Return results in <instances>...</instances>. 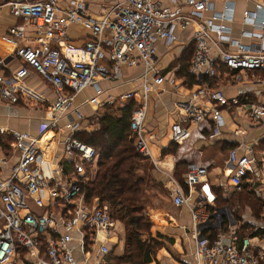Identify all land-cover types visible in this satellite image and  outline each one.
I'll return each instance as SVG.
<instances>
[{
	"label": "built area",
	"instance_id": "1",
	"mask_svg": "<svg viewBox=\"0 0 264 264\" xmlns=\"http://www.w3.org/2000/svg\"><path fill=\"white\" fill-rule=\"evenodd\" d=\"M0 1L21 20L0 38L11 49L0 57V68L6 71L0 74V104H16V87L31 73L54 92L53 118L37 135L0 128V136L11 139V146L1 152L18 153L16 163L0 177V264L12 263L20 252L28 264H110V238L116 221L107 206L96 200L87 202L82 191L90 181L86 168L97 157L93 148L76 137L83 120L74 104L76 96L92 89L84 103L94 112L117 104L126 107L120 111L135 136L140 159L149 156L143 136L148 96L165 88L177 96L175 107L183 121L199 124L211 120L206 138L215 140L225 127L222 108L242 105L236 99L228 103L217 85L204 80L218 76L217 66L225 69L233 83L241 82L244 73L253 79V72L264 70V0H243L240 30L234 27L236 0ZM93 6L108 12L107 16H92ZM70 26L87 32L90 39L74 45L68 37ZM191 26L193 30L182 44L190 54L189 76L196 83L187 88L175 76L178 68L164 72L159 62L160 49L162 55L172 51L180 43L178 31ZM28 28L33 30L31 38L26 36ZM10 60L19 63L12 71L7 64ZM123 68L138 70L130 79L134 87L112 97L100 84L121 81ZM248 107L246 114L252 122L264 118L262 106ZM60 120L65 124L58 133L63 129L65 136L58 145L62 155L75 162L66 174L60 163L54 164L56 153L46 147V137ZM183 124L175 122L170 128L171 140L177 145L190 138ZM256 161L251 152L229 151L227 162L232 169L228 177L236 191L248 182ZM261 161L264 164V154ZM5 162L0 155V165ZM44 163L53 167L49 177L41 168ZM206 174V169L188 164V194L178 187L171 191L173 204L186 207L191 215L195 264H264V248L239 236L227 208L210 211L201 203H192L190 193L206 182ZM27 201L36 211L28 208Z\"/></svg>",
	"mask_w": 264,
	"mask_h": 264
},
{
	"label": "crops",
	"instance_id": "2",
	"mask_svg": "<svg viewBox=\"0 0 264 264\" xmlns=\"http://www.w3.org/2000/svg\"><path fill=\"white\" fill-rule=\"evenodd\" d=\"M244 5L243 0H236L235 30L241 28V13ZM98 9L97 6H93L91 7L92 12L89 13L96 18L107 16L108 12H100ZM217 9H219V5H217ZM20 23V19H16L10 14L4 1H0V38L7 33L9 28ZM192 30L193 27L191 26L185 32L178 31L180 43L172 51L162 55L160 49L159 66L165 69L164 72L178 68L175 74L176 77L178 76L180 70L178 63H172L178 62L184 53L188 54L185 45L182 43L188 38ZM26 36L28 38L34 36L31 28L26 30ZM68 37L69 41L76 46H81L90 39L87 32L74 26L69 27ZM10 51L11 49L0 41V57H6ZM7 64L11 65L9 69L12 71L19 63L10 60ZM3 72L6 71L0 68V74ZM218 72L220 71L218 70ZM138 73L136 69L123 68L121 81L103 82L100 84L101 89L112 97H117L129 89H133L134 84L130 82V79L133 80ZM252 74L253 79L249 77L251 74L244 73L241 82L233 83L230 82L229 77L220 72V78L217 79L216 85L222 90L228 103L236 99L242 107L232 105L229 108H222L225 127L222 128L220 137L212 141L206 138L211 130V120L199 124L183 121V116L175 107V103L179 100L173 92H169L165 88L163 92L148 96L143 136L147 143L149 156L146 159H140L138 156L133 160L128 167V175L133 182L142 184L141 217L149 224V229L141 234V239L148 242L156 241L160 245L150 264H195V240L191 234L193 225L190 212L184 206L176 207L171 197V191L174 187H178L185 195L188 194L186 185L188 164H195L207 170L206 182L196 186L190 193L193 204L201 203L210 211L227 208L229 212H232L230 207L233 209L235 207L232 205L233 202L229 203L232 195L243 193L252 195L264 205V201L260 198V193L264 189V164L261 161L264 154V118L254 123L246 114L249 104L264 108V70L255 71ZM177 79L181 80L179 77ZM16 93L19 99L16 104L8 106L0 104V128L28 132L35 136L40 132L42 126L48 125L53 118L50 105L54 101V92L38 75L31 73L16 87ZM92 94L93 90L87 89L75 98L74 104L79 106L83 115L80 130L76 137L98 131L100 128L99 121L108 111L112 113L113 117L118 116L125 121L120 110H125L126 107H123L122 104H117L112 108L100 107L97 112H94L90 106L84 103L85 99ZM187 94L188 92L184 91V95ZM104 98L101 96L100 100H104ZM179 121L183 122V125L189 129L190 138L177 145L171 140L170 128L173 123ZM64 124L65 121L60 120L57 127L52 129L46 137V147L48 150H52L54 154L56 153L57 160L54 161V164L60 163L64 174H66L72 169L75 162L63 156L58 145L65 136L63 129L58 133ZM9 146H11V139L8 136H0V155L6 160L5 165H0V177L16 163L18 158V153L6 155L1 152ZM233 149L239 155L251 152L257 160L252 173L249 175L248 182L244 183L240 191L233 188L228 177L232 169L227 162L228 153ZM96 164L97 158L94 163L86 168L88 180L92 179L91 174L94 175ZM41 168L48 177L53 170L52 166L48 167V164L45 163L41 165ZM246 209L250 211L246 212ZM238 212L237 215L233 210L231 216L239 232L242 226L246 224L248 226V229L242 232L241 236L248 237L254 247L264 248V233L261 232L264 230V211L259 210L257 212L251 205L245 204L242 207L238 206ZM119 225L121 224L116 221V227L112 234L115 235ZM123 231L126 247L125 228ZM100 237L103 239L101 234ZM110 240L112 242V257L110 254L109 262L111 258H119L115 256V251L120 244L119 232H117V237H112ZM224 242L227 243L228 239H225ZM20 255L10 264H28L26 256H23L21 252Z\"/></svg>",
	"mask_w": 264,
	"mask_h": 264
},
{
	"label": "trees",
	"instance_id": "3",
	"mask_svg": "<svg viewBox=\"0 0 264 264\" xmlns=\"http://www.w3.org/2000/svg\"><path fill=\"white\" fill-rule=\"evenodd\" d=\"M189 58L190 54L184 53L177 62L180 68L177 77L187 88L196 83L188 73ZM218 70L225 74L224 68L217 66ZM220 72L211 79L205 78L204 82L215 86ZM99 122L98 131L77 137L93 148L97 157L96 171L82 191L87 202L96 200L99 205L107 206L109 215L124 225L125 251L121 257L112 259L113 264H150L160 245L156 241L141 239V234L149 229V224L141 217L142 184L133 182L128 175L130 163L138 157L134 149L135 136L131 135L129 124L118 116L113 117L110 111ZM232 202H237L239 207L249 204L257 212L264 211V205L252 195L234 193L229 203ZM247 229V224L242 226L239 236Z\"/></svg>",
	"mask_w": 264,
	"mask_h": 264
},
{
	"label": "rangeland",
	"instance_id": "4",
	"mask_svg": "<svg viewBox=\"0 0 264 264\" xmlns=\"http://www.w3.org/2000/svg\"><path fill=\"white\" fill-rule=\"evenodd\" d=\"M175 63H177V62L174 61L172 64H175ZM91 177H93L92 174H91ZM260 198H261L262 201H264V189H263L262 193H260ZM27 205H28V208L30 210L36 211L35 207L33 206V204L30 201H27ZM221 205L224 206V207L226 206L225 204H221ZM232 205H234L235 207H234V209L230 207L231 211L233 212V210H234L235 214L238 215L239 212H238V204H237V202L236 203H233ZM248 210L249 209H246L245 211L248 212ZM232 212H230V213L232 214ZM24 213L25 212H21L20 214L23 215ZM123 227H124L123 224L119 225L118 228H117V231H115V235L114 234H111V238L112 237H117V232H119V236H120V244H119V246L117 247V249L115 251V256L116 257H120L123 254L124 250H125V236H124V231H123L124 228ZM261 246H259V247H261ZM110 257H112V253H111V256ZM110 262L112 263V258L110 259Z\"/></svg>",
	"mask_w": 264,
	"mask_h": 264
}]
</instances>
